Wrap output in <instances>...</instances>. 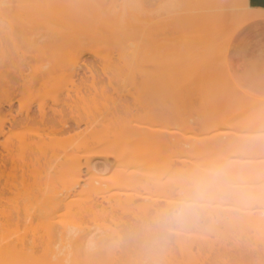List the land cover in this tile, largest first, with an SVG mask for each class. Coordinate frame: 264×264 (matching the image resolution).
I'll return each mask as SVG.
<instances>
[{
    "label": "rangeland",
    "instance_id": "1",
    "mask_svg": "<svg viewBox=\"0 0 264 264\" xmlns=\"http://www.w3.org/2000/svg\"><path fill=\"white\" fill-rule=\"evenodd\" d=\"M110 1L111 0H100V1L99 0H94V1L93 0H0L1 52L4 54L3 56H5L2 62H0V66H4V67L50 66L51 67L53 65L55 66L59 65L60 63L58 62L60 59L61 62H63L61 63V65L62 66L65 65L64 67L66 68L68 63L72 61L73 57L75 56L72 53H70V55L66 53L65 54L62 53L65 49L64 44L67 42V40L59 37V34L63 28L62 26L63 24L61 23V18L62 19L66 18V20H71L72 23H77V21H82L81 19L84 18L88 20V24H90L89 26L92 28V30L95 33L106 34L108 36L109 35L115 36V39H113L112 41L111 40L107 41L105 44H103L101 46L102 48L100 47V45L96 44L98 45L96 46L93 43L88 44V46H86V49H91V50L96 49V51L99 49L98 57L89 55V53H87L84 58H87L86 64L88 66H90L91 64L92 66L95 65L94 67L98 70V73L101 74L102 76V72L100 73L102 66L109 65L110 67H112V69H115L117 66L119 67L120 65L121 67L124 66L126 63L122 62L121 58L123 57L124 53L127 51L132 50L131 60L133 61V59L135 58L137 61L138 39L133 38V32H132L134 16L136 17V21L138 19V16H141V18L144 17V19L147 20V16L149 14H152V15L159 14L163 16L164 13H168V14L177 13L180 7L179 5L166 6L163 0L158 1V4L156 3V0H151L153 5L149 7L145 5V3L148 0H118V2L114 5H111ZM98 2H101V3L98 4ZM226 8L222 7L221 11ZM164 24L165 22L162 20L155 30L163 32ZM12 36H14V38L16 37L15 41L12 40ZM192 38L193 37L191 38L184 37V40L186 41V43H188V41L190 42V40L193 41ZM222 38L225 39L226 36H223ZM165 39L169 40L171 45H174L175 42L177 43L178 41L182 40L180 39V37L173 39V38H170L169 36H167V38L166 37L162 38V40H165ZM14 44L18 45L22 51L26 52L27 55H33L35 51L41 49L42 46L46 45V50L48 51L49 55L46 58L39 59V60L36 58L34 59L33 57L29 60V63L21 62L17 60L16 58H13L12 53L14 49ZM183 48L185 52L182 53L180 62L178 60L180 58L181 53L175 52L174 49L170 45H165L163 46L162 49L155 48V50H151L149 53L146 52L144 63L147 67L151 66L152 73L151 75L149 74L148 77L146 76L143 77L141 75L145 81V85H144L145 88H142V91H145V92L143 93L141 91L140 97H146V98L144 101L140 102V107H141L140 112H138V109H137V106H138L137 102H136L135 109L133 107V97H138L137 84L135 87V81L137 83V73H138L137 67H136V70L134 71V75L132 76L133 78L131 79V81L128 80L130 83L127 81L124 85L118 84V82L116 81L117 79H115L112 76L113 77L112 84L117 87L116 89L118 90V93L125 94L124 97H118L117 93H115L111 88H108V92L112 94L114 97H104L105 94L101 93L100 91L97 93L98 95L95 93L96 95L93 94L91 95V97L90 95H88L89 97H84L83 99H80V98L77 99L74 94L72 96L73 100H76L73 103L75 104V106L73 107L72 113L76 116L77 114L83 115L81 117H85V118L87 117L93 118L95 117V115L96 117H100V115L102 114L104 115L105 113H107L109 109L110 111L108 113L111 115L112 113L111 110L113 109L114 105L115 106L119 105V101L120 103L122 102L121 99H123V101H126L127 99V102L132 104L131 117L133 116L134 118H131V120L133 119L131 122L132 123L134 122V124L137 123L141 125H147L153 128V132L151 133L149 137V140H150L149 146L151 150L154 151L153 154L154 153L155 154L153 157L154 163L152 162L153 165L151 167L153 168V170L150 169L149 173L151 172V180L154 181L153 183L156 186H157V183H160V184H158L159 188L158 187L154 188L152 191H145V190L141 191L140 193V195L142 194L141 196L135 197V195L138 193H135V195L133 194L134 197L133 196L123 197L122 196L123 200H121V204H120L121 208L126 210L127 213H130L131 211L130 215L132 214L131 215L132 220L135 219L133 217V216H136L135 213H138L137 216L140 215L139 217H141V214H140L141 212H139V206L141 204H144V202L149 201L151 198H153L154 201L157 198L156 200L157 201L159 200L158 204L162 207V209H166V207L172 209L178 203H181V202L194 203L197 209L201 207L209 208V206L221 204L222 208L224 209V210L221 209L222 217L225 216L224 218H226V213L229 214V212L230 213L233 212L232 209L234 207L236 208L239 207L237 205V202L234 200V198L230 197L231 195L229 192H231V188H235L237 185H239L240 187V185L243 186L245 184H248L247 182L244 181L245 176L244 178H242L243 177L242 174L250 175V172H251V175L253 178V174L257 173L254 170L250 171L249 173L247 172L249 171V166H250L249 163L252 164L254 162L253 163L254 167H252V165L250 166L251 169L252 168L258 169V165H259V168H260V165L262 166L264 165V163H262V161L264 162V119H262L259 123L253 126V124L248 122L246 119L245 115L248 114L247 112H245L246 114L243 112H240V114L238 113L237 115L235 113H234L235 115L232 114L231 111L234 110L235 108L234 107L233 109H230L231 111L229 110L230 115L232 114L231 116L229 115L228 111L225 112L228 114V115H225V117L229 116V118L227 120L226 119L221 120L222 124L220 123L221 124L220 128L219 127L211 128V129L209 128V129H206L207 131H205L204 127L200 126V122L203 119L202 115H206V114L216 115L217 113L219 115V112H221L222 114L224 113L223 112L224 107H222L223 105L221 106L219 105L217 96L219 92L226 89V85L221 86L217 84L210 88L206 86V84L199 85V81H197L195 77L196 69L192 65L195 63H199V61H202L201 60L202 54L194 53L192 55L191 51H189L190 49L189 44L184 45ZM124 57H125L124 59H127L128 53H126V56ZM176 62H178V65L182 66L184 69L183 70L181 69L182 71L179 69L177 70L179 71V75H178L179 78L177 79V81H174L175 77L174 79L172 77L177 71H171L170 69H168V67L172 68L171 66L175 65ZM132 65H134L133 62H132ZM80 73L82 74V71H80ZM87 75L89 77L88 73ZM55 79L53 80V82L51 81V84L45 90L42 88H39V89L35 88V90L33 89L34 91L30 97H22L21 108L18 102V99L20 97H16V100L14 101V105L12 109L13 114L17 115L20 109L24 111L23 113H25V109L28 106L32 107L30 108V110L33 113L38 114L39 106L42 104L44 106V109L50 115L52 113V109L61 105L63 102L68 100V102L70 101L71 103L72 99L66 98L68 94L67 92L68 89L66 90L63 88L61 92L60 91L58 92L59 95L57 97H54L57 91V87H56L57 84L58 85L61 84L63 87H68L69 89L71 88L70 76L66 73V74H61V76L59 75ZM79 81H80V75L75 76L73 78V82L75 84H78ZM106 81H107V78L104 79L105 83ZM173 85H175L174 86L175 89H173L174 88ZM232 89H233V92L239 91L236 87H232ZM129 91L131 92V95L126 94ZM82 95H85V94L82 93ZM94 95L95 97H93ZM113 101L115 102L113 103ZM64 107L66 110L67 108L65 104H64ZM103 107L106 110L103 109ZM4 109L8 110L10 108L8 105H4ZM120 109H121L120 112H122V114L119 111H117L118 113L117 112L115 113L114 111L116 110L114 109H113V113L115 114L120 113L121 115H119V117L122 116V118H125V116L128 117L130 115V113L128 111H125V109L118 108L117 110H120ZM67 110L65 111L66 117L69 118L71 116V113H70V110L68 111ZM236 111L239 112L240 111L239 108L232 112H236ZM92 114H94V116ZM69 124H71L72 126L73 122H69ZM8 125L9 124H7V126ZM86 125L87 124L83 122L80 124L79 127H74V130H71L69 133H66V134L65 133L64 134L63 133L61 134L60 133L58 134L49 133V135H47V136H51V137H48L49 140L47 136L45 135H39V133L35 134L38 131L36 132L34 131L33 133L34 128L31 127L32 125L26 128L16 129V131L13 133L14 136L13 137L9 136L10 138L9 140L7 136L1 137V141L5 143V140H6V143L1 144L0 155L1 154H3L4 156L12 155L14 156V160L17 159L14 162H12L14 163V165L12 163L9 164L10 166L8 165L9 168L6 169L4 173L5 176L2 178L3 183H7V184L5 185L6 187L4 186V188H2L3 191L2 190H1L2 192L0 191V197L2 196L1 197L3 199L2 201L5 203H9V205H6L3 202L2 203L6 205L7 207L8 206L14 207L15 205L19 204L23 200L29 199L30 197L31 198L33 197V199L38 197L41 193L40 192L41 188L46 193L51 190L53 191L54 188H60V186L63 185V182H66L68 180L67 176L69 177V172L71 169L70 164L72 162H75L74 159H77V160L79 159L81 163L85 162V158L82 155L86 156L89 149H85V147L81 146L78 140L80 139L81 135L89 131V130L85 131L87 129ZM165 125L167 126L165 127ZM114 128L115 129L113 130V127H112L111 131H110V128L106 129L105 131L104 130L101 131L95 136V138L102 139L105 137V135H108L111 139V142H116V138L118 140L122 136L123 129L120 128V126H116ZM31 129L33 130L30 131ZM167 129H168V132L166 133L165 130ZM209 130L211 131L209 132ZM215 130H217L216 132H220V131L223 132V134L218 136L219 138L221 137L219 141H217L218 140V137H217L215 142H212L206 145L207 143L206 141L204 142L205 143L204 144L201 140H199L200 138L211 136L213 132H215ZM76 132L77 133L79 132L78 133L79 135L81 134L80 137L77 136L78 134L76 135ZM224 132H225V135H224ZM71 134H74L73 135L74 137H70ZM58 135H60L59 138H58ZM68 135H69V138H68ZM26 137H28V139ZM64 137L70 140V141L69 140L67 141L68 145H66L65 141L67 139ZM77 137H79V139H77L76 141ZM50 138H51V141H50ZM60 138L61 140H58ZM71 138L75 140V142L71 140ZM161 139L164 140L165 144L168 143L169 141V143L171 144V145L169 144L170 147H167L168 145L165 146L164 143L161 142ZM39 140L42 142L40 143ZM32 141H34L33 144L38 143L36 144L37 148L33 146L34 150L32 147L33 144L31 143ZM209 141L211 140L209 139ZM174 142H176V145L178 143L183 145V147L181 145L182 151L181 149H178L180 145L179 147L178 146L174 147L173 145L175 144L172 145V143ZM58 143H60V145ZM62 143H64L63 146L61 145ZM138 143L140 146L141 144H143V140L135 139L132 145L136 144V146H138ZM43 144L46 145L47 147L44 146ZM222 144L224 145L227 144V147H224V145ZM57 145L59 147L58 150H56ZM65 145L67 147L69 146L68 149ZM29 146H31L32 148L30 149ZM41 146L47 149H43L41 148ZM201 146L204 147V149L201 148ZM51 147L56 148L54 149L55 153L53 152L52 150L53 148ZM28 148L31 150L30 153L32 152L33 155H35L37 159H38V155L40 154V151L38 150L41 149L42 151L46 150L45 152L49 155V157L52 156V158L54 156L56 157L55 154L58 153L59 155L57 159L55 157L53 158V160L56 163L58 162V165L59 163H62L63 161H65L66 158H68V160L66 159V163L69 162L70 160L72 161H70L71 163L69 164L65 163V165L62 168L60 167L61 168L60 171H58L56 169V167L58 166L56 165V163H53V162L49 163L52 161V159L50 157L51 160H49L48 155H46L47 156L46 161L49 160L47 162L49 163L48 165L44 163L45 158H43V156H42V159L40 156V159L42 161L39 160V163H38V161L35 160L36 161L35 162L33 160L35 156H33L32 153L30 154L28 152L27 150ZM229 148H231V150ZM35 149H38V150H35ZM97 149H100V148L98 147ZM228 149L231 151L230 155H227L228 153L227 154L225 153L226 150ZM36 151L39 154H36ZM42 151L41 153H43L45 156L46 153ZM91 151L89 150L88 153H90ZM26 152L30 155H28ZM221 155L226 159L222 158ZM19 158L22 161H20ZM31 158L33 159L30 160ZM69 158H72V159H69ZM28 160L32 161V164ZM100 160H104V159L94 158L93 162L95 163L98 162L97 164L101 166V163L99 162ZM237 160L240 162L246 163V164H242L246 172L242 170L241 171L242 174L239 173L241 174L240 175L241 178H239V176H237L238 174H236L233 170L234 165L235 164L238 165L239 163L237 162ZM178 161H180L181 165L179 166L182 167V170H184V172L178 174L177 175L178 177H177L176 174H174L176 172V169H173V166L171 169L170 166L172 165L171 163L177 164L178 166V163H179ZM248 161L249 163H247ZM259 161L261 163H259ZM110 162L112 163V166L106 171L101 172V177L102 178L104 177L103 179L108 180L109 182H111L110 180H112V177L115 173L114 169H116V166L117 164L120 163V161L110 158ZM36 163H38L39 165ZM35 164L38 166H36ZM214 164L216 165L214 166ZM31 165L35 167L33 168ZM211 165L214 166V168H211L212 167ZM242 165H240V168H239V165L235 166V168L238 167L237 172H239V169H242ZM140 168L141 166H139V168L137 169L141 170ZM231 169L233 171L232 173H230ZM195 170L196 172L193 173V171ZM199 170L201 171V174L198 173L200 172ZM212 170L213 171L221 170L223 172L224 178L220 181V183L218 182L210 188L209 191H211L212 196H209L210 193L208 191L207 193L209 194L204 195L200 199L193 200L192 185H191L192 179L189 180V178L195 177L198 175H203ZM188 171L191 172L192 174L190 173L185 176L184 173ZM82 172H83V176H85L84 175L86 173L85 167L82 168ZM188 175H190V177ZM255 175L259 176L258 174H255ZM255 175H254V178L256 177ZM174 176L176 177L177 180L174 178ZM185 177L186 178L188 177V178L186 179ZM172 178H174L175 180H173ZM156 179H159L160 181H157ZM185 179L188 181H186ZM33 181L35 182V185ZM47 181L49 184L47 183ZM161 182H164V183H161ZM174 182L175 183L177 182L180 184L176 183L177 187L175 186L172 189L170 188V185L171 183L175 185ZM181 182L182 183L184 182L186 186L184 190H188L187 189L188 187L191 189V190L186 191L187 193H185V195L179 192L180 187H181ZM165 184L166 185L169 184V185L162 186ZM234 185L235 187H233ZM43 186L44 187L46 186V187L44 188ZM80 190L81 188H79L77 192H74L73 194H71L69 197L66 198L65 203H64L65 206L66 204H69L71 206H67L68 208L69 207L74 208V206L76 208V206L83 203V201L86 198L85 197L86 195L84 191H80ZM255 190H259V191L257 192L253 191V193L251 194L254 195V193L258 194V192H261L260 189H255ZM188 192H191V193H188ZM213 195L216 199L213 198ZM144 196L150 197V199L149 198L145 199ZM151 201L153 200L151 199ZM219 201L221 202L219 203ZM196 204H199V205H196ZM67 207H65L64 209H66ZM254 208H257V207H254ZM122 209H120V211ZM61 213H62V209H61ZM63 213H65V211H63ZM154 217L155 218L153 220V224L156 227L162 226L169 220L168 216H165V215H157ZM66 218H69V217H66ZM228 218L229 217H227V219H225L224 221L226 222L229 219H231V218L229 219ZM104 220L105 221H103V219L100 220V218H98V220L89 219L87 223L90 227H92L93 230L94 229L97 230L96 233H99V232L101 233L103 229L108 228L109 226L110 227L115 226L112 221L110 222V219L109 220L104 219ZM222 221H215L214 223L205 222L204 224L201 223L199 227H193V226L192 228L184 227L185 229H182L183 226L174 223L175 225L172 224L171 229L172 228L173 229L171 231L174 232L173 230L175 229L176 231L175 234L178 233L183 236L186 235V232H187L188 235H186V238L190 235L188 238H191V237L192 238L195 237L194 239L199 238L198 239L199 241L203 239L202 241H205L206 243L209 242V244L212 245L213 248L214 246L217 248L219 246V248L221 249L222 246L226 247L228 245L229 246L233 245L234 244L233 241L235 240L234 238L241 236V233L242 235L244 233L246 234L247 230H250V229H247L248 227L247 224H244L245 226L243 225V222L242 223L236 222L234 224V222L232 223V221L229 220L231 223H225L226 225H224V222L220 223ZM23 229L19 230L18 233L17 232L14 234L12 233V235H10L11 238H15L17 235L23 233L24 232ZM242 229H244L245 232H243ZM238 233H239V236L236 235ZM175 234L171 236L173 237L175 236ZM255 235L256 236L253 237L254 239H252L253 241L252 244L254 245L255 243V245H262L264 243V229L256 232ZM213 244H216V245H213ZM171 246L172 247L169 249L168 248H158V246H153L150 248L146 247L143 249L139 248L137 250L132 251L129 254L124 252L122 256H121V253H118L117 255L122 257V259L125 261V264H128V263L138 264L139 262H141V264H170V263L171 264H201L202 260L205 259V257H208L212 255L213 253V252H208L200 248L198 249L197 246H192V248H179L180 246L178 247L177 245H171ZM233 250L235 251L236 249L231 250L232 253H235ZM103 259H105L104 260L105 264L106 263L112 264V261L114 262L111 256L103 258Z\"/></svg>",
    "mask_w": 264,
    "mask_h": 264
},
{
    "label": "bare ground",
    "instance_id": "2",
    "mask_svg": "<svg viewBox=\"0 0 264 264\" xmlns=\"http://www.w3.org/2000/svg\"><path fill=\"white\" fill-rule=\"evenodd\" d=\"M194 1L197 6H200L203 2L205 3L208 1L215 2L218 0H194ZM219 1H223V0H219ZM117 2L118 0H111L110 4L114 5ZM100 3L101 2H98V4ZM145 5L149 7V6H152L153 4L147 1ZM196 8L197 7H193L192 10H196ZM81 20L82 21H77V23H72L71 20H66V18L65 19L61 18V23L63 24L62 25L63 28L59 34V37L67 40V42L64 44L65 49L62 53L63 54L66 53L69 55L70 53H72L75 56L73 57L72 55L73 59L72 61L68 63L66 68L64 67L65 65L63 66L61 65V63L63 62H61L60 59L58 62L60 63L59 65H56V66L53 65L51 67L50 66H42V67H38V66H34V67L32 66H26V67L25 66L23 67L0 66V146L1 144L6 143V140H5V143L1 141V137L7 136L9 140L10 139L9 136L13 137L14 136L13 133L16 131V129H19V128H26L32 125L31 127L34 128V130L31 129L30 131L33 130V133L34 131L35 132L38 131L35 134L39 133V135L47 136L49 135V133H53V134L54 133H57V134L58 133L60 134L69 133L71 130H74V127H79L80 124L84 122L85 124H87L86 125L87 129L85 131L87 130L89 131H87L85 134H83L82 132L83 135L80 134L81 137L78 134L79 132L78 133L76 132V135L78 134L77 136L80 137V139L79 137H77L76 141L77 139H79L78 142H80L79 144L81 146L85 147V149H89L90 151L92 150L90 153H88L89 152L88 150L86 156L82 155L85 158L84 163H81L79 159L78 160L74 159L75 162H72V163L70 162L72 160L66 163V159L68 160V158H66L65 161H63L62 163H59L58 165V162L56 163L53 160L55 156L53 158L52 156H50L52 161L49 163H52V162L56 163V165L58 166L56 167L55 165V167L58 171H60V169L65 165V163L66 164L71 163L69 177L67 176L68 180L66 182H63V185L60 186V188H54L53 191L52 190L49 191L50 190L49 189L48 190L49 192L46 193L41 187H39L41 188L40 189L41 193L39 192L40 195L35 198L36 200L33 199V197L32 198L30 197L29 199L23 200L22 202L15 205L14 207L13 206L7 207L6 205H9V203L3 202L2 201L3 199L1 198L2 196L0 197V264H105L104 263L105 259L103 258H106L109 256H111L112 259L114 260V262L112 261V264H125V261L121 257L124 252L129 254L132 251L137 250L139 248L143 249L146 247L150 248L153 246H158V248H168L169 249L172 247L171 245H177L178 247L180 246L179 248H192V246H197L198 249L200 248L208 252H213L212 255L205 257V259L202 260L201 264H264V243L262 245H255V243L254 245L252 244L253 242L252 239H254L253 237L256 236L255 235L256 232L264 229V165L263 166L260 165V168L258 165V169L257 168L251 169L250 168L251 165L252 167H254L253 160H252L253 162L252 164L249 163V161L247 162L250 164L249 171L247 172L249 173L250 171L254 170L257 172L255 174H258L259 176L252 173L253 174V178H252L251 172H250V175L248 174L243 175L241 171L243 170L246 172V170H244L245 168H243L242 164H246L245 162H240L237 160V162L240 163V164L238 163L239 168H240V165H242V169H239V172H237L238 167L235 168V166H238V165L235 164L233 167L234 172L238 174L237 176H239V178H241L240 177L241 174L243 176L242 178H244L245 176L244 181L247 182L248 184H245L244 182L245 185L243 186L240 185L239 187V185H237L235 187L234 185L233 187L235 188H231V192H229L231 196L230 195L229 196L234 198V200L237 202V205L239 207L237 208L234 207L232 209L233 212L231 213L229 212V214L226 213V218H224L225 216L222 217V214H221L222 213L221 209H223L222 205L217 204V205L209 206V208L201 207L197 209V211H195L194 213H190L178 220L169 219L162 226L156 227L153 224V220L155 218L154 216H157V215L168 216V213L170 210V208H167V207L166 209H162V207L158 204L159 200L158 201L156 200L157 198L155 199V201L153 198H151L153 200L151 201L150 197L144 196L145 199L149 198L150 199L149 201L151 202L147 201V202H144V204H141L139 206V212H141L140 213L141 217H139L140 215L137 216L138 213H135L136 216H133L135 218L134 220L131 219V215H132V214L130 215L131 211L130 213H127L126 210L121 208L120 204H121V200H123L122 199L123 197H129V196L132 197L133 194L135 195V193H138L135 195V197H137V196L142 195V194L140 195V193L143 190L152 191L154 188H157V187L159 188L158 184L160 183H157V186H156L153 183L154 181L151 180V172L149 173L150 169L153 170V168L151 167L154 163L153 157L155 154V153L153 154L154 151L151 150L149 146V143H150L149 137L151 133L153 132V128L147 125H141L137 123L134 124V122L133 123L131 122L133 120V119L131 120V118H134L133 116L131 117L132 104L127 102V99L126 101H123V99H121L122 101L121 103L118 100L119 105H116V106L114 105L113 109L116 110L114 111L115 113L117 111L119 112L121 111V109L117 110L118 108L125 109V111H128L130 113L128 117L127 116H125V118H122V116L119 117V115H121L122 112H120L121 114L120 113L115 114L113 113V109L111 110L113 114L110 112L111 113L110 115L108 113L110 111L109 109L107 113H105L104 115L103 114L100 115V117H96L95 115V117L93 118H88V117L85 118V117H81L83 115L77 114L76 116L72 113L73 107L75 106V104L73 103L74 101H76V100H73L72 96L74 94L77 99L79 98L83 99L84 97H89L88 95H90L91 97V95L95 93L97 94L100 91L101 93L105 94L104 97H114L112 94L108 92V88H111L115 93H117L118 97H124L125 94L118 93V90L116 89L117 87L112 84L113 83L112 78L114 77L115 79H117L116 81L118 82V84L124 85L128 80L131 81V79L133 78L132 76L134 75V71L136 70V67H139L140 65L136 67L135 65H132V62L134 64V62L136 61H135V58L133 59V61L131 60L132 50H130V51L125 52L123 57L121 58L122 62L126 63L124 66L121 67L120 65L119 67L117 66L116 68L113 67L115 69H112V67H110L109 65L102 66L101 71L99 70L100 73L102 72V76H101V74L98 73V70L94 67L95 65L93 64L94 66H92L91 64L90 66H88L86 64L87 58H84L87 53H89V55L98 57L99 49L97 48L98 49L97 51L96 49L95 50L86 49V46H88V44L93 43L95 45L98 44L101 47L107 41H110V40L112 41L113 39H115V36L114 35L108 36L106 34L95 33L92 30V28L89 26L90 24H88L87 19L83 18ZM215 36L216 34L209 32V33H204L202 37L200 35L198 37H193L192 38L193 41L191 40L190 42L188 41V44L190 46L189 51H191L193 55L194 53L199 51L201 48L207 47V45H211V42H213V40L216 38ZM15 38L14 36H12V40L15 41L16 40ZM183 44L185 43L182 40L177 42L178 46H182ZM181 48H183V46ZM216 48H217L216 51L220 53L221 48L218 46H216ZM126 53H128V57L127 59H124L125 58L124 56H126ZM12 54H13V58H16L17 60L21 62H28V63H29V60L33 57L34 59L36 58L39 60V59H44L49 55L48 51L46 50V45L42 46L41 49L35 51L33 55H27L26 52L22 51L20 47L16 44H14V49H13ZM3 55L4 54L1 52V39H0V62H2L3 58H5V56ZM181 56H182V53L180 54V58L178 60L179 62H180ZM212 56H214V54L202 53V58H201L202 61H199V63H195L192 66H194L196 69V76H195L196 80L198 81V78L200 76L205 77L207 80L206 86H208L209 88L217 84L221 86L226 85V89L219 92L217 96L219 105L220 106L223 105L222 107H224L223 109L224 113L222 114L221 112H219V115L218 113L216 115L214 114L213 115L212 114L202 115L203 119L200 122V126L204 127L205 131H207L206 129H209V128L210 129L218 128V127L220 128L222 124L221 120L222 119L227 120L229 118V116L225 117V115H228L225 112L228 111L230 115V111H231L230 109H233L234 107H235L234 110H237L239 108L240 111L239 112L236 111L237 112L236 113V112H232L234 111L232 110L231 111L232 114L235 113L237 115L238 113L240 114V112H243V113L247 112L248 114L245 113L247 121L252 123L253 126H255L262 119H264V100L256 99L254 97H248L239 91L233 92L232 87L234 86L232 85L225 71L222 73L220 77L219 74L215 72L214 67L210 66V58ZM138 59L141 60L143 59V57L142 58L138 57ZM171 67L172 68L168 67V69H170L171 71H177L178 69L179 70L184 69L182 66L178 65V62H176V64L172 65ZM80 71H82V74L80 73ZM139 71L143 77L144 76L148 77L149 74L151 75L152 73L151 70L148 68L142 69V66L139 69ZM66 73L70 76L71 88L69 89L68 87H63L61 84L59 85L57 84L59 87L56 85L57 91L55 90L56 95L54 97H57L59 95L58 92L59 91L61 92L63 88L66 90L68 89L67 90L68 94L66 98L72 99L71 103L70 101L68 102L67 100L63 102L61 105L57 107L55 106L56 108L52 109V113L50 115L44 109V106L42 104L39 106L38 114L33 113L30 110V108H32L30 106H28L25 109V113H23L24 111L20 109L17 115L13 114L12 109H13V105H14V101L16 100V97H20L19 99L18 98L17 99H18V102L21 108L22 97H30L33 91L35 90V88L36 89L42 88L45 90L47 87H49V85L51 84V81L53 82V80L57 78L59 75L61 76V74H66ZM87 73L89 74V77ZM78 75H80V81L78 82V84H75L73 82V78ZM178 75H179V71H177L172 77L173 79L175 77L174 81H177V79L179 78ZM104 77L107 78L106 83L104 82V79H105ZM199 85H202V84H199ZM174 86L175 85H173V87ZM173 89H175V87ZM82 93H84L85 95H82ZM126 94L131 95V92L129 91ZM95 95L93 97H95ZM114 102L115 101H113V103ZM64 104L66 108L70 110L71 116L69 118L66 117L65 111L67 109L65 110ZM4 105H8L10 109L5 110ZM103 109L105 108L103 107ZM92 115L94 116V114ZM69 122H73V125L71 126ZM7 124L9 125L7 126ZM167 125H165V127ZM116 126H120V128L123 129L122 136L118 140L116 138V142H111L110 137L105 134H104L105 137L102 139L95 138V136L101 131L103 130L105 131L106 129H109V128L111 131L112 130L111 128L113 127V130H114L115 129L114 127ZM165 131L167 133L168 129ZM210 131L211 130H209V132ZM216 131L217 130H215V132H213L211 136L203 137V138H200L199 140H201L203 143L206 141L207 142L206 145L212 142H215L216 138L220 136L221 134H223V132H221L220 130H219L220 132H216ZM73 135L74 134H71L70 137H74ZM224 135H225V132H224ZM59 136L60 135H58V138ZM48 137H51V136H47V138ZM26 138L28 139V137ZM68 138H69V135H68ZM68 138H66L67 140L64 139L66 140L65 141L66 145H68L67 144V141L69 140ZM220 138L218 137L217 141H219ZM135 139L143 140V144H141L140 146H139V143H138V146H136V144L132 145ZM163 139H161L162 143H164ZM209 139L211 141H209ZM58 140H61V138ZM71 140L73 139L71 138ZM50 141H51V138H50ZM73 141L75 142V140ZM33 142L34 141H32L31 143L33 144ZM41 142L42 141H40V143ZM34 144L32 145V147L34 146L35 148H37L36 144L38 143H36L35 145ZM58 144L60 145V143ZM169 144H170L169 141L166 144L164 143L165 146L168 145L167 147H170ZM61 145L63 146L64 143H62ZM172 145L174 147H177V146L179 147L180 145L178 149H181L182 151V148H181L182 144L178 143L176 145V142H174L172 143ZM42 146L41 148L47 149ZM29 147L30 149L32 148L31 146ZM34 147H33V150H34ZM98 147L100 149H97ZM224 147H227V144L224 145ZM58 148L59 147L57 145V149L56 148L52 149L53 152H54V149L58 150ZM201 148L204 149V147L202 146ZM30 149L29 148L27 149L29 153L31 151ZM229 149L231 150V148ZM229 149L226 150L225 152L226 154L228 153L227 155L231 154V151ZM35 150H38V149H35ZM38 151H40V154H41L40 155L36 151V154H39L38 159L31 152L32 155L35 156V158L34 159L31 158L30 160L32 159L34 161L37 160L39 163V160H41L43 156V158H45L44 163L48 165L49 163L47 162L51 159L49 155L45 152L46 150L42 151L40 149ZM41 151L46 153L45 156L43 153H41ZM46 155H48V158H49L48 161H46L47 160ZM55 155H56L55 158L57 159L59 154L56 153ZM40 156H41V159H40ZM94 158L104 159V160L99 161L101 163V166L97 164L98 162L96 163L93 162ZM110 158L120 161V163L117 164L116 169H114L115 173L112 177V180H110L111 182L103 179L104 177L103 178L101 177V172L106 171L112 166V163L110 162ZM222 158L224 157L222 156ZM69 159H72V158H69ZM15 160H14V156L12 155L11 156L9 155L4 156L3 154L0 155V191L1 190L3 191L2 188H4V186L7 184V183H3L2 181V178L5 176L4 173L6 169L9 168L8 165L14 162ZM19 160L22 161L20 158ZM30 162L32 164V161ZM178 162H176L178 163V166L177 164H174V163H171L172 165L170 166L171 169H172V166H173V169H176V172L174 173L176 174V176L184 172V170H182V167L179 166L181 165L180 161ZM259 163L261 162L259 161ZM262 163L264 162L262 161ZM12 164L14 165V163ZM215 165L216 164H214V166ZM139 166H141L140 168L141 170L137 169L139 168ZM214 166H212L211 168H214ZM83 167L86 168V173L84 174L85 176H83V172H82ZM188 172H185L184 175L186 176L187 174L191 173V172L189 173ZM194 172H196V170L193 171V173ZM232 172L233 171L231 169L230 173ZM198 173L201 174V171ZM254 175L256 176L255 178H254ZM188 176L190 177V175ZM174 178L176 179L175 176ZM174 178L172 179L175 180ZM192 178L193 177L189 178V180ZM156 180L160 181L159 179H156ZM161 183H164V182H161ZM176 183L175 185L171 183L172 186L170 185V188L173 189V187L175 186L177 187V184H180V183H177V184ZM183 184L184 182L183 183L181 182V187H180L179 192L185 195V193H187L186 191L191 190V189L188 187L187 188L188 190H184L186 186L185 184L184 185ZM34 185H35V182H34ZM167 185L165 184L162 186H167ZM79 188H81L80 191L85 192V195H86V196L84 195L86 197L85 200L83 201V203L76 206V208L75 206L74 208L73 207L68 208L67 206H71V205L66 204L65 206L64 203H65L66 198L69 197L74 192H77ZM255 189H260L261 192H258V194L254 193V195L251 194L253 193V191L254 192L259 191ZM188 193H191V192H188ZM209 193H210L209 196H212L211 191H209ZM209 193H206V194H209ZM213 198H215L214 195H213ZM2 202L5 203L6 205H4ZM220 202L221 201H219V203ZM196 205H199V204H196ZM64 206L67 208L64 209L65 208ZM254 207H257V208H254ZM61 209H62V213H61ZM120 209L122 210L120 211ZM63 211H65V213H63ZM66 217H69V218H66ZM227 217L231 218V219L229 218L228 219L231 220L232 223L234 222V224L236 222L237 223L243 222V225L247 224L249 227V228L247 227V229H250V230H247L246 234L245 233L243 234L244 236L242 235V233H241V236H239V233L236 234L239 237L234 238L235 239L233 241L234 244L230 246L228 245L226 247L224 246L221 247L220 245L221 249L219 248V246L218 248L214 246V248H216L214 249L212 245L209 244V242L206 243L205 241H202L203 239L199 241L198 240L199 238L197 239H194L195 237L188 238L190 235L186 238V235H188L187 232H186V235L183 236L178 233L175 234L176 232L175 229L173 230L174 232L171 231L173 229V228L171 229L172 224L174 223L183 226V228L180 226L182 229H185L186 227L192 228V226L199 227L201 223L203 224L205 222L214 223L215 221H222V220L223 221L220 223L224 222V225H226L225 223H231L229 220L226 222L224 221L225 219H227ZM98 218H100V220L103 219V221H105L104 219H108V220L110 219V222L112 221L115 226L114 227L109 226L108 228L103 229L101 233L100 232L96 233L97 230L94 229L95 230L94 231L92 227L88 225L87 222L89 219L98 220ZM21 227L22 229L24 228L23 229L24 232L21 233L20 231L21 234L17 235L15 238H11L10 235H12V233L13 234L16 232L18 233L19 230H22ZM242 230L243 232H245L244 229ZM172 233L175 234V236L172 237L171 236L173 235ZM213 245H216V244H213ZM232 249H236L235 251L233 250L235 253H232L231 251ZM118 253H121V256H118L117 255ZM138 264H141V262H139Z\"/></svg>",
    "mask_w": 264,
    "mask_h": 264
},
{
    "label": "crops",
    "instance_id": "3",
    "mask_svg": "<svg viewBox=\"0 0 264 264\" xmlns=\"http://www.w3.org/2000/svg\"><path fill=\"white\" fill-rule=\"evenodd\" d=\"M163 1L166 6L179 5L181 9L177 13H164L163 16L149 14L147 20L138 16L136 21V17H133V38L138 39V57H143L142 61L137 57L134 62L135 67L140 65L137 67V83L135 81L138 97H133L134 109L137 102L140 112V102L146 98L140 97L145 81L139 71L141 66L142 69H152L144 63L146 52L170 45L175 52L184 53L181 47L188 45L184 37H202L209 32L216 34V38L211 45L201 48L195 54H214L210 58V66L214 67L220 77L225 71L239 92L264 100V0L208 1L203 2L200 5L202 7L197 6L194 0ZM221 6L227 8L221 11ZM193 7H197L196 10H192ZM162 20L165 22L163 32L156 31ZM167 36L173 39L180 37L185 44L178 46L175 42L171 45L169 40H162ZM223 36L226 38L223 39ZM216 46L221 48L220 53L216 51ZM198 81L199 84L207 83L206 78L201 76Z\"/></svg>",
    "mask_w": 264,
    "mask_h": 264
},
{
    "label": "clouds",
    "instance_id": "4",
    "mask_svg": "<svg viewBox=\"0 0 264 264\" xmlns=\"http://www.w3.org/2000/svg\"><path fill=\"white\" fill-rule=\"evenodd\" d=\"M223 178L224 176L221 170L210 171L203 175L193 177L191 181L193 200L202 198L213 185L220 182ZM195 211H197V208L194 203L181 202L169 210L168 218L178 220Z\"/></svg>",
    "mask_w": 264,
    "mask_h": 264
}]
</instances>
